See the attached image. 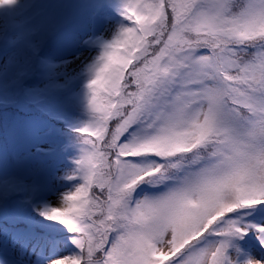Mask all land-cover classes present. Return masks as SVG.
<instances>
[{
    "label": "snow or ice",
    "instance_id": "obj_1",
    "mask_svg": "<svg viewBox=\"0 0 264 264\" xmlns=\"http://www.w3.org/2000/svg\"><path fill=\"white\" fill-rule=\"evenodd\" d=\"M119 13L72 184L0 177L25 207L0 264H264V0Z\"/></svg>",
    "mask_w": 264,
    "mask_h": 264
},
{
    "label": "rangeland",
    "instance_id": "obj_2",
    "mask_svg": "<svg viewBox=\"0 0 264 264\" xmlns=\"http://www.w3.org/2000/svg\"><path fill=\"white\" fill-rule=\"evenodd\" d=\"M77 4V0H15L12 5L0 6V40H3L0 47V77L4 71L9 72L10 66L17 68L24 64L20 48L32 38V29L41 30L39 16L45 14L46 20L52 19L50 22L59 24L42 29L38 34L42 40L34 38L32 41V52L28 54L36 62L37 75L30 80V84L41 89H52L60 83L62 88L67 89L75 82L78 86L75 100L79 109H83L74 111L64 103L51 101L44 104L42 110V113L46 112L48 120L38 119L40 116L35 112V116L25 124L16 123L10 132L5 133L7 150L11 151L15 166L10 167L8 156L0 153V177L11 181L29 178L60 185L62 190L65 185L72 184L63 177L72 172L81 148L70 146L62 140L67 135L66 129L82 127L91 118L87 85H81L79 79L91 74V63L122 23L118 13L103 8L79 9ZM110 24L114 25V31L108 30ZM87 53H90L91 59L78 65L79 58L83 60ZM63 66L67 68L63 69ZM18 199L14 200L16 205L22 206L17 203ZM16 211L14 208L9 212L4 206L0 209V216L14 217ZM15 229L11 222H0V241L4 245L16 243Z\"/></svg>",
    "mask_w": 264,
    "mask_h": 264
},
{
    "label": "trees",
    "instance_id": "obj_3",
    "mask_svg": "<svg viewBox=\"0 0 264 264\" xmlns=\"http://www.w3.org/2000/svg\"><path fill=\"white\" fill-rule=\"evenodd\" d=\"M77 6L79 9L84 8H103L104 10L111 13H119V8L121 0H77ZM237 2H242V0H237ZM44 19V20H43ZM52 19H45V14L39 16L40 28L41 30H46L50 28L53 24H59L58 22L52 21ZM41 30L33 31L31 33V39L26 40L20 48L21 55L24 59V64L20 67L13 68L10 66L9 72L4 71L0 77V153L7 155L10 160V167H14V161L11 151L7 150L6 132H10L16 123L25 124L29 121V118L35 116V112L39 114L40 118L48 120L46 112L42 113L44 110L43 105L51 101L56 102V104H65L70 106L74 111H82L76 103L75 94L78 86L76 83H72L70 87L62 88L60 83L54 88L41 89L39 87L30 84V80L34 79L37 75L36 73V62L31 59L28 53L32 52L31 47L33 44V39L38 38ZM7 34V33H6ZM39 39V38H38ZM40 41L42 40L39 39ZM25 41V40H23ZM33 41V42H32ZM3 45V40H0V47ZM91 78V74H86L79 81L82 82L81 85L86 87L88 80ZM12 88V90H9ZM56 121V120H55ZM67 135H64L63 142L70 144L73 147L82 148L83 144L80 140L78 134L73 128L66 129ZM93 191L98 193L97 189ZM14 199L9 200V205L5 207L9 212L13 211L15 208L16 215L14 217L0 216L1 223H8L15 225V230L21 223V219L25 213V207L16 205ZM12 201V202H11ZM1 214V213H0ZM11 216V215H10ZM8 220V221H7ZM6 246H11L10 243H5Z\"/></svg>",
    "mask_w": 264,
    "mask_h": 264
},
{
    "label": "bare ground",
    "instance_id": "obj_4",
    "mask_svg": "<svg viewBox=\"0 0 264 264\" xmlns=\"http://www.w3.org/2000/svg\"><path fill=\"white\" fill-rule=\"evenodd\" d=\"M108 30H113V31H114V25L110 24ZM90 56H91L90 53H87V54H85V55L83 56V58H84L85 60H84V59H83V60H82V59L80 60V58H79V64H78V65H80L81 63L83 64L84 62L87 63V61H89V60L91 59ZM65 68H67V66H63V69H65Z\"/></svg>",
    "mask_w": 264,
    "mask_h": 264
}]
</instances>
